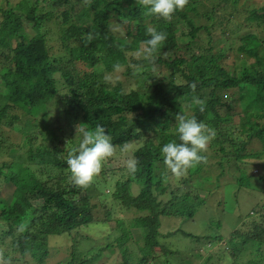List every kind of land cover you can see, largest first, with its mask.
Returning a JSON list of instances; mask_svg holds the SVG:
<instances>
[{"label":"trees","instance_id":"obj_1","mask_svg":"<svg viewBox=\"0 0 264 264\" xmlns=\"http://www.w3.org/2000/svg\"><path fill=\"white\" fill-rule=\"evenodd\" d=\"M240 1L188 0L171 22L147 14L137 0H6L0 5V264H47L55 249L50 236L61 234H68L72 247L71 255L58 264L95 262L99 254L82 257L79 247L83 239L91 240L86 228L112 216L111 210L103 219L97 216L107 200L113 208L137 214L123 219L114 241L107 244L112 251L120 250L119 264H160V258L163 264H173L171 258L175 263L178 251L162 241L164 218L192 215L197 198L180 185L182 192L169 199L171 204L160 200L167 186L156 177L157 169L161 167L168 179L173 175L163 164L160 148L179 142L176 117L194 116L214 132L208 148L220 167L238 173L239 186L246 176L244 166L252 164L248 158L264 156V2L247 11L254 30L235 17ZM230 5L232 10L225 11ZM217 8L229 17L223 19V36L215 42L212 27L223 16L216 15ZM82 9L86 20L78 14ZM150 27L167 34L151 61L136 56L146 47ZM183 49L185 54L178 53ZM164 65L171 72L163 73ZM152 68L160 69L157 76ZM118 69L128 76H150L154 83L145 78L138 88L126 90L124 82L111 75ZM193 97L205 102L204 111ZM51 104L60 107L70 132L51 126ZM237 106L244 120L236 134ZM78 125L103 126L116 150L87 188L71 182L66 163L78 144L73 137ZM6 126L22 141H12ZM136 141L137 148L121 151ZM2 153L11 157H1ZM129 160L138 162L135 172L128 170ZM207 160L204 155L180 176L181 184L199 173ZM252 175L248 178L253 186H264L262 172ZM252 214L259 218L255 229L208 238L213 246L224 241L218 245L216 264L226 254L232 257L229 264H264V206ZM244 250L258 252L260 260L253 254L249 261L239 262ZM198 255L192 257L200 258L199 264L214 263L209 262L213 252L205 258ZM180 264H192L191 258Z\"/></svg>","mask_w":264,"mask_h":264},{"label":"rangeland","instance_id":"obj_2","mask_svg":"<svg viewBox=\"0 0 264 264\" xmlns=\"http://www.w3.org/2000/svg\"><path fill=\"white\" fill-rule=\"evenodd\" d=\"M10 1L14 3L19 0ZM263 2L264 0H241L237 5L238 11H236L237 13L235 17L243 21L244 24H248V21L246 20L248 16L247 11L251 8L261 6ZM2 4H6V0H0V5ZM223 6L224 3H221L220 7ZM219 8L216 9V15H219L221 13L223 14V16L216 18V24L212 27L214 36L213 38L215 39V42L216 39L223 36V29L226 25V22L223 19L228 18V13L232 10L231 5L225 8V11L229 12H222V8ZM78 14L85 15L83 9L79 11ZM87 18L88 17L85 15L83 20H86ZM222 20L223 23L221 22ZM253 23L254 22L249 23L248 25H250L252 29L257 30L256 25ZM50 28L54 30L55 25L52 23L50 25ZM52 45H54V47H58L57 42L52 41ZM184 51L185 50L183 49L178 53L185 54ZM136 56L137 58H143L144 53L136 51ZM167 68L168 67H166L165 65L164 67H162L163 73L171 72V67H169L168 69ZM123 71L124 69H118L111 75L114 79L118 78L123 81L126 90L138 88L143 80H145V78L147 79L146 82L149 81L148 84L154 83L150 76H146L145 78L141 76H128ZM152 71L153 76H157L160 69L157 70L152 68ZM179 78L180 77L178 76L177 79L179 80ZM59 83L60 86H63L61 80ZM183 104L184 106H187V102H184ZM22 108L25 112H29V106L23 105ZM235 110L237 111V114L235 115V121L233 122L236 126L234 130L237 134L240 128V123L244 120V115L243 113H241L240 106H237ZM61 112L62 110L57 104L50 105L48 119L51 123V126L55 127V129L58 128V130V126H60L63 131L70 132L71 126L68 122V119ZM6 129L10 134H12V141H14L15 143L22 141V138H20L19 134L10 130L8 126H6ZM75 136L76 130L73 134L74 138ZM76 139H78V137H76ZM139 144V141L130 143L129 145H127L128 147L125 151L133 150L137 148ZM70 145L71 144H68V147H71ZM11 148L14 151H17L18 149L17 145H13L11 146ZM213 154V150L208 148L207 152L204 153V155L207 156L208 160L205 165H203L202 170L199 173L194 174V176H192V179H188L189 176L186 177V179H183V181H185V183L183 182V184H181L182 181L180 177H173L172 175L171 178L168 179V177L163 174L164 170L161 167L157 169L156 177L162 179L163 186H167L166 194L160 196V200H162L163 203H169L171 197L173 199V196H178L181 194L182 191L178 189L180 188V185L183 186L182 190L191 189L193 196L196 195L197 197H194L195 199L193 200L196 204V207L194 209V213L190 215L191 217L186 215L187 217L174 216L164 218L161 232L164 233L165 236L162 237V241L167 242V244L171 248L178 251V254H176L175 258V263L174 258L170 259V262H173V264H180V262H184L186 258H191L192 264H199L201 259L196 258L198 259L196 260L192 256H197L200 252L202 258L207 257L210 253L213 252V258H211L209 262H214L213 264H216V259L221 253L218 245L220 247V245L224 244V241L217 242L216 245L213 246L211 242H206L208 238L214 236L213 234L227 236L229 235V233L237 229L246 232L247 230L251 231L255 229L254 220H259L257 216L255 218L253 214H249L254 209L261 210L262 206H264V186L262 184H255L253 186V183L248 177L253 178L252 172L255 175L259 172H262V174L264 175V156L257 158L258 156L252 155L248 158L250 159L252 164H247L246 166H244L243 173L246 176L240 178L241 184L239 186L237 180V178L239 177L238 173H233L228 166L224 168L220 167L216 160L213 158ZM1 157L9 158L11 156L9 154L2 153ZM232 167L235 168L234 165H232ZM221 173L222 176L218 177ZM1 186L3 187V185ZM171 190H173V193H171ZM187 200L188 199H183V201ZM174 204L175 203H173L172 205ZM102 206L104 209H101V212H98L97 216L100 219H103L105 218V211L111 210L112 216L109 218L110 220L108 219L106 223L92 224L91 227L86 228L85 232L92 237L91 240H88L90 237L86 240L83 239L80 243L79 250L82 257L96 253L99 254V258L91 264H119V261L117 262V260L120 250L114 249L112 251L107 247V244L114 241L113 239L118 233L117 225L123 219L127 220L133 218L137 214L132 210H124L123 208L121 209L118 206H115L114 208L111 207L110 200L104 202ZM108 230L110 231V235L109 232H107ZM51 232L55 234L58 232V230L55 228L52 229ZM50 241L55 249L53 254L48 257L47 264H58L65 262L66 259L71 255L69 254L72 247L71 238L68 236V234L51 235ZM86 241H90V243H87ZM100 248H102L101 253L98 252L101 250ZM260 249L264 251V242L261 243ZM222 251H227L230 254V249H227L225 246H222ZM253 254L255 260H260L261 256L258 252L251 253L250 250H244L241 256L238 258V261L247 262L253 257ZM230 256L227 254L225 256H221L219 264H229L232 260V257L230 258ZM2 260L10 261L6 258H2ZM10 262L11 264H22L19 261L12 260ZM163 262L164 259L160 258L159 263L163 264Z\"/></svg>","mask_w":264,"mask_h":264},{"label":"clouds","instance_id":"obj_3","mask_svg":"<svg viewBox=\"0 0 264 264\" xmlns=\"http://www.w3.org/2000/svg\"><path fill=\"white\" fill-rule=\"evenodd\" d=\"M137 3L146 10L147 14L171 22L175 13L184 10L188 0H137ZM147 34L150 38L146 40L143 52L144 58L151 61L154 59V54L165 45L167 34L155 27L148 28ZM191 87L194 91L196 85L193 84ZM193 102L199 106L200 111H204L203 100L193 97ZM176 120L179 142L172 140L163 144L160 148V156L166 170L175 177H180L204 159L203 154L207 152L209 141L215 134L194 116L178 115ZM78 126L75 136L78 137V144L69 152L66 163L71 182L78 187L87 188L100 172L102 165L115 155L116 150L103 126ZM125 150L127 145L121 149V151ZM137 164L136 160H129L128 170L135 172Z\"/></svg>","mask_w":264,"mask_h":264}]
</instances>
